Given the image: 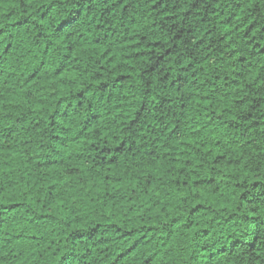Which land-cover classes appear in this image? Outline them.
<instances>
[{"label":"trees","instance_id":"1","mask_svg":"<svg viewBox=\"0 0 264 264\" xmlns=\"http://www.w3.org/2000/svg\"><path fill=\"white\" fill-rule=\"evenodd\" d=\"M264 264V0H0V264Z\"/></svg>","mask_w":264,"mask_h":264},{"label":"snow or ice","instance_id":"2","mask_svg":"<svg viewBox=\"0 0 264 264\" xmlns=\"http://www.w3.org/2000/svg\"><path fill=\"white\" fill-rule=\"evenodd\" d=\"M65 264H71V258L70 257L65 261Z\"/></svg>","mask_w":264,"mask_h":264}]
</instances>
